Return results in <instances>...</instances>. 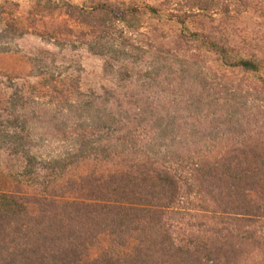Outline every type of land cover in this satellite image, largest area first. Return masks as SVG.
I'll list each match as a JSON object with an SVG mask.
<instances>
[{
  "label": "trees",
  "instance_id": "16d2710c",
  "mask_svg": "<svg viewBox=\"0 0 264 264\" xmlns=\"http://www.w3.org/2000/svg\"><path fill=\"white\" fill-rule=\"evenodd\" d=\"M46 2L71 28L86 19L116 89L69 102V83L61 118L18 85L0 95V264H264V0ZM7 3L0 46L43 35ZM163 10L181 29L134 72L145 47L114 37ZM47 115L58 152L43 146Z\"/></svg>",
  "mask_w": 264,
  "mask_h": 264
},
{
  "label": "rangeland",
  "instance_id": "374dc122",
  "mask_svg": "<svg viewBox=\"0 0 264 264\" xmlns=\"http://www.w3.org/2000/svg\"><path fill=\"white\" fill-rule=\"evenodd\" d=\"M2 1L4 0H0ZM7 1L9 3L4 7L9 15H5L6 19L10 18V15L21 16L27 26H36L43 35L28 34L20 39L7 37L2 40L0 46L2 51L0 52V89L2 92L0 95L10 92V89L18 85L25 91L30 90L37 97L40 108L44 112L51 113L50 115L53 113L56 118H61V116L66 117L68 111L65 110L66 106L58 104L62 96L60 91L67 90L69 83L72 82L73 90V95L68 98L69 102L87 98L92 100L105 90L116 89L115 72L117 70L115 67L111 69L113 63L104 57L91 54L86 49V43L92 40L93 36L91 34L93 29L86 27V19L81 21L83 24L71 28L66 24L68 18L63 15L62 10L48 11L46 0ZM52 2L59 6H63L62 2H70L88 11L97 2L142 8L158 6L165 0H52ZM173 16L174 14L166 10L161 11L160 18L141 15L142 28L137 33L133 36L114 37L118 42L145 47L146 54L138 52L135 57L134 72L148 63L149 50L153 51L161 46L167 47L174 35L179 32L181 27L175 24ZM88 21L93 24L91 19ZM57 29L61 30V35L58 37L47 33L48 30L56 31ZM133 78L137 76L133 75ZM28 85L29 88H27ZM50 86H55L56 92L50 93L51 90L48 89ZM160 87L169 102L171 98L166 95L169 90L163 85ZM41 121L39 130L43 134V146H46L49 152H58L62 143L60 136L52 129V124L58 120L55 119L52 123L47 115L46 119H41ZM7 161L5 156L0 154V175L5 174L7 169L11 168V163Z\"/></svg>",
  "mask_w": 264,
  "mask_h": 264
}]
</instances>
